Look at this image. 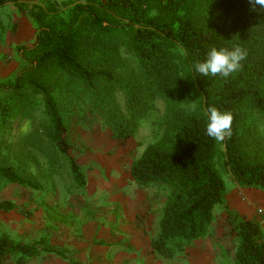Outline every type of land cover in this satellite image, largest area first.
<instances>
[{
    "label": "trees",
    "instance_id": "trees-1",
    "mask_svg": "<svg viewBox=\"0 0 264 264\" xmlns=\"http://www.w3.org/2000/svg\"><path fill=\"white\" fill-rule=\"evenodd\" d=\"M7 3L25 14L18 0H0V7ZM48 10L30 12L37 34L21 49L28 50L23 55L30 66L14 89L26 79L43 94L46 134L82 188L70 137L76 110L99 115L113 140L130 138L141 124L154 128L156 141L129 168L134 183L162 200L153 254L171 259L208 235L216 208L224 205V175L240 188L264 191V9L252 11L248 0H84L64 15ZM236 45L247 51L239 72L224 79L194 71L212 47ZM30 74L50 76L38 84ZM208 106L233 116L232 136L223 145L205 133ZM16 172L0 164V181L41 190ZM12 206L0 202L4 211ZM225 215L235 236V264H264L260 224ZM37 253L33 245L0 237V264L13 256L15 264H25Z\"/></svg>",
    "mask_w": 264,
    "mask_h": 264
},
{
    "label": "rangeland",
    "instance_id": "rangeland-1",
    "mask_svg": "<svg viewBox=\"0 0 264 264\" xmlns=\"http://www.w3.org/2000/svg\"><path fill=\"white\" fill-rule=\"evenodd\" d=\"M19 1L24 15L13 3L0 7V164L12 166L41 190L0 181V202L13 203L8 211L0 209V237L37 249V255L24 259L25 264H235L236 241L225 213L258 222L264 230V191L240 188L228 175L223 176L224 205L216 208L218 217L208 235L185 245L171 259L155 255L132 261L134 245L146 248L151 243L143 228L148 213L155 214L150 208L143 211L138 199L150 196L162 207L153 190L134 183L129 171L131 163L156 141L151 134L154 128L141 124L130 138L113 140L99 115L76 110L70 137L86 181L83 188L77 186L66 160L46 134L43 94L26 79L19 82V90L14 86L30 66L23 55L28 50L21 49H29L37 34L30 12L51 8L56 16L64 15L84 0ZM33 76L25 78L43 84L50 74ZM55 95L61 101L59 92ZM118 101L123 110L121 95ZM17 257L4 264H15Z\"/></svg>",
    "mask_w": 264,
    "mask_h": 264
},
{
    "label": "clouds",
    "instance_id": "clouds-1",
    "mask_svg": "<svg viewBox=\"0 0 264 264\" xmlns=\"http://www.w3.org/2000/svg\"><path fill=\"white\" fill-rule=\"evenodd\" d=\"M248 3L252 11L264 9V0H248ZM246 58L247 51L239 45L231 50L212 47L206 58L202 62H196L193 69L203 77L211 75L227 79L242 69V61ZM189 107L194 108L192 105ZM203 115L206 119L205 133L208 137L220 145H223L226 139L231 138L233 116L230 112H221L215 106H208L204 109Z\"/></svg>",
    "mask_w": 264,
    "mask_h": 264
},
{
    "label": "crops",
    "instance_id": "crops-1",
    "mask_svg": "<svg viewBox=\"0 0 264 264\" xmlns=\"http://www.w3.org/2000/svg\"><path fill=\"white\" fill-rule=\"evenodd\" d=\"M18 3L21 4V2L19 0H18ZM7 4H5V5H7ZM15 7H16V5H15ZM129 200H132V199H129ZM138 202L142 206L143 211L147 210L146 208H150V211H154V213H155V214H153V216H151L150 212L148 213V215H147L148 216L147 217L148 223L144 224V228H143L144 231L147 232L146 235H148V239L151 242L153 240V238L155 237V235L157 234V231H158L157 224H158V220H159V217L161 214V211L159 210L161 208V206H160V203H157L154 200H152V198L150 196H140V198L138 199ZM143 207H145V209ZM157 207H158V209H157ZM225 217H226V215H225ZM263 225H264V223H262V226ZM140 246L134 245L131 248V250L135 251V253H136V254L133 253L131 255L132 261L142 262L143 261L142 259L145 258V256H147V258L150 257L151 259H153L152 256L156 257L155 254H153L150 245L147 246L146 248L144 246H143V248H141L142 246L141 247ZM148 252H149V255H148Z\"/></svg>",
    "mask_w": 264,
    "mask_h": 264
}]
</instances>
